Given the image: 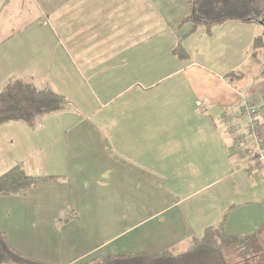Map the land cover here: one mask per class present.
<instances>
[{
  "label": "crops",
  "instance_id": "obj_1",
  "mask_svg": "<svg viewBox=\"0 0 264 264\" xmlns=\"http://www.w3.org/2000/svg\"><path fill=\"white\" fill-rule=\"evenodd\" d=\"M232 24L253 26L247 48L242 44L244 32L236 34ZM174 25L156 6L124 0H0V47L10 50L9 44L22 36L20 48L3 53L6 68L21 75L13 80H32L53 90L47 79L35 75L40 73L33 58L63 39L75 52L76 42L93 31L105 34L109 43L117 39L119 48L110 46L109 57L132 51L138 58L135 64L130 61L132 66L118 70V77L112 76L106 87L129 84L152 90L167 76L159 77L170 72L181 74L183 82L168 84L166 89L172 94L183 89L190 95V101H167V106L174 103L177 112L164 116L158 114L160 101L152 95L132 96L122 103L126 109L122 113L85 117L84 126L60 131L53 137L55 145L43 148L44 159L38 162L58 172L30 174L23 162L18 163L30 176L55 179L42 181L25 195L0 197L4 208L0 232L10 247L46 264H75L115 254L179 253L192 237L199 238L206 227L220 223L226 207L243 206L251 213L247 206L253 201L238 193L242 185L264 181V160L252 168H238V162L244 161L245 166L254 154L241 159L237 152H229V141L238 136L245 148L253 150L254 135L241 110L246 99L255 110L258 136L264 143V75L257 60L262 53L252 54L261 26L229 21L212 28L211 33L224 28L232 52L251 62L249 68L225 71L191 61L174 70L173 61L179 59L172 53ZM33 27L38 31L29 39L26 33ZM186 27L188 33L191 26L187 23ZM159 36L162 47L158 49L149 43L158 42ZM144 45L159 52H142ZM145 57L148 60L140 64ZM229 72L236 74L225 76ZM54 115L45 117L35 129L11 123L34 133ZM210 185L220 187L210 203L216 213H210L212 220H207L206 213H201L206 206L191 200ZM232 193L233 198L221 201ZM263 203L259 214L264 213Z\"/></svg>",
  "mask_w": 264,
  "mask_h": 264
},
{
  "label": "rangeland",
  "instance_id": "obj_2",
  "mask_svg": "<svg viewBox=\"0 0 264 264\" xmlns=\"http://www.w3.org/2000/svg\"><path fill=\"white\" fill-rule=\"evenodd\" d=\"M125 3H138V4H149L154 5L158 8L159 14L165 16L169 20H174V40L176 45L180 41V47L185 50L186 56L184 59H178L179 52L175 51V58L180 60L181 64L173 61L174 70L177 66L185 65V62H196L202 65L212 66V68L218 70H231L238 69L243 70L249 68L251 62L244 58L241 53H233L234 50L228 43L226 32L222 30H213L211 34H208L205 30H192L185 33L187 29L186 24L181 25L180 21L187 17L189 12V1L190 0H124ZM263 5L264 0H260ZM15 6H18L17 4ZM33 11H35L33 9ZM36 12V11H35ZM146 10H143L145 16ZM142 14V15H143ZM241 26V25H230L233 27L234 32H238L241 35L244 32L243 38L244 45L243 48L247 46L252 41L248 35L252 34L253 26ZM179 27V28H178ZM183 27V28H182ZM246 27V28H245ZM33 31L26 33L29 39H32L33 35H36L34 31H38L37 27L32 28ZM177 30V32H176ZM219 31V32H218ZM263 29L258 27L256 34L259 36L262 34ZM184 32V33H183ZM183 33V34H182ZM19 40L9 44L13 47L10 50H15L20 48V40L22 36H18ZM64 38L70 39L69 36H64ZM240 39V38H239ZM264 39V36H263ZM66 40L60 41L52 49L42 48L39 55L33 58V63L40 74H35L40 78L47 79L54 91L63 95L68 102L70 108L61 113L55 114L53 117L46 119L40 130L34 133H28L26 128L20 123H11L0 127V175L23 162L26 172L30 174H48L49 172H58L57 169H45L42 165H38L39 161L44 159L43 148L47 146H54L55 142L53 137L58 135L60 131H67L69 129L76 128L77 125H85V117L98 116L104 114H110L126 111L125 107L122 106L124 102L129 97H136L138 95H145L147 98L151 96L153 99L160 101L159 106H157V111L159 115L174 114L177 112V108L174 103L170 101L169 106H167V101L178 99L190 101V95L187 90H180L177 93H170L166 89L168 84L179 83L182 81L181 74L174 73L169 75L170 72L163 74L162 76H167L164 79L158 81L152 90L144 91L135 85H123L122 87H106V82L112 81V76L114 78L118 77V70L126 69L132 66L130 61L134 64L137 62L138 58L133 57V52H126V55H112L109 57L108 54L110 46L118 47V41L115 39L113 42L107 40L105 34L101 33H85L82 35L81 40L76 42L79 48L75 52L70 48L69 42ZM249 42V43H248ZM32 44V42H29ZM156 46L158 49L162 47V42H160V36L158 42L149 43ZM53 45V44H52ZM174 47V48H175ZM125 47L123 46V49ZM0 91L5 85V82L13 80L14 77L21 76L16 73L15 69H7L5 63L6 54L10 50L7 46L0 47ZM143 50H146L150 55L158 53L159 51L155 47L149 49V46H143ZM177 55V56H176ZM243 55V56H242ZM238 57V59L236 58ZM144 60H148L146 57L143 58L140 64L144 65ZM247 60V61H246ZM158 63V62H157ZM240 66L242 67L240 69ZM121 70V71H122ZM112 72H114L112 74ZM34 75V76H35ZM169 75V76H168ZM27 76V75H25ZM131 86L127 88V86ZM112 101L106 105L105 102L108 100ZM130 110H133L130 106ZM227 133L231 134L229 129H226ZM231 151V152H230ZM229 152L236 153L234 141H229ZM244 161L238 162V168L243 169ZM237 168V169H238ZM250 170V169H249ZM245 173L247 170H244ZM209 173L210 171H206ZM249 172V171H248ZM206 173V174H207ZM250 177L251 173H246ZM246 176V177H247ZM256 178V177H255ZM248 179V178H247ZM247 182V181H246ZM258 182V183H257ZM260 182H262L260 184ZM264 181H254L251 186L242 185L243 187L239 189V195H245L246 199H249L252 204H249L248 209L251 208V213H248L247 208L243 206L240 208H227L224 213L229 215L226 219L222 216L220 221H224L225 232L229 234H248L254 230L259 225L264 217L262 200H264ZM220 187L218 185H210L206 187L204 192H200L197 196L193 197L191 202L195 201L202 202V207L206 206L204 212L206 213L207 220L211 217L210 213L213 212L212 205L210 203L212 200H216L215 190ZM261 190H263L262 193ZM243 192V193H242ZM228 194V193H227ZM244 197V198H245ZM233 198V193L228 196H223L221 201H225ZM241 197H238V201ZM3 201V200H1ZM216 206L218 203L214 201ZM0 203V213L3 212ZM258 209L262 211L258 212ZM210 220H212L210 218ZM229 221V222H228ZM229 223V224H227ZM238 264H251L245 260H240ZM254 264H264V255L260 256Z\"/></svg>",
  "mask_w": 264,
  "mask_h": 264
},
{
  "label": "trees",
  "instance_id": "obj_3",
  "mask_svg": "<svg viewBox=\"0 0 264 264\" xmlns=\"http://www.w3.org/2000/svg\"><path fill=\"white\" fill-rule=\"evenodd\" d=\"M229 21L257 24L263 29V33L253 40L252 54L259 56L262 53L257 60L264 75V4L260 0H190L189 14L181 20V24H190L194 31L205 28L211 34L213 27ZM179 43L172 53L175 55V51H178V58L182 60L186 52ZM235 74L229 72L225 76ZM69 108L65 97L56 91L37 86L32 80L15 79L6 83L0 91V127L20 122L29 129H35L45 117ZM54 179L30 176L18 164L0 175V197L25 195L42 181ZM223 229L224 221L206 227L201 237H192L187 248L179 253L165 250L155 254H115L75 264H238L240 260L254 264L264 255V217L258 227L248 234L231 235ZM0 264L46 263L27 258L10 247L5 234L0 232Z\"/></svg>",
  "mask_w": 264,
  "mask_h": 264
},
{
  "label": "built area",
  "instance_id": "obj_4",
  "mask_svg": "<svg viewBox=\"0 0 264 264\" xmlns=\"http://www.w3.org/2000/svg\"><path fill=\"white\" fill-rule=\"evenodd\" d=\"M242 114L248 120L249 123V131L254 135V143H253V150L250 151L249 149L245 148L242 145L241 139L238 136L234 138V146L237 154L241 159H247L249 155L254 154L251 161H246L245 169L248 167H253L256 162L264 160V143L261 138L258 136V121L255 116V110L252 109L251 104L248 100L244 99L242 102ZM232 130L231 128L229 129Z\"/></svg>",
  "mask_w": 264,
  "mask_h": 264
}]
</instances>
